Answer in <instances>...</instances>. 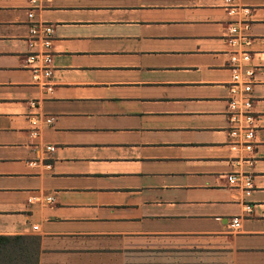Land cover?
<instances>
[{"label": "crops", "instance_id": "0c3cea01", "mask_svg": "<svg viewBox=\"0 0 264 264\" xmlns=\"http://www.w3.org/2000/svg\"><path fill=\"white\" fill-rule=\"evenodd\" d=\"M0 236L38 264H264V0H0Z\"/></svg>", "mask_w": 264, "mask_h": 264}, {"label": "built area", "instance_id": "2783aa9c", "mask_svg": "<svg viewBox=\"0 0 264 264\" xmlns=\"http://www.w3.org/2000/svg\"><path fill=\"white\" fill-rule=\"evenodd\" d=\"M28 17L31 19L33 18V13H29ZM232 33H237V29L233 27L231 29ZM30 32L32 37H38L39 35H43L45 47H49V40L52 35V28L45 24L40 23H33ZM245 38V36H242ZM246 42L245 44H247ZM234 45V40L232 41ZM250 60V56L247 51L242 52H232L230 57L231 63L234 65V73L232 76V86L233 92H237V99L232 98L229 103L230 114H231V121L234 123L235 130H243L245 133V138L247 140H251L253 138V112H252V98L250 97L249 93L251 91L250 81L249 78L253 75V71L251 69H244L242 67H246ZM51 62V57L48 53L45 54V63L48 65ZM50 74V70L47 71L46 75ZM52 118L48 120V122H52ZM248 148H251V143L248 142ZM53 150V147L49 148ZM230 182H236L238 180L237 176H230ZM245 185L247 189H250L252 184L249 178L246 179ZM49 200V199H48ZM250 209L249 207H247ZM240 226L239 219H234L232 223V227L237 229Z\"/></svg>", "mask_w": 264, "mask_h": 264}, {"label": "trees", "instance_id": "16d2710c", "mask_svg": "<svg viewBox=\"0 0 264 264\" xmlns=\"http://www.w3.org/2000/svg\"><path fill=\"white\" fill-rule=\"evenodd\" d=\"M39 240L32 236H0V264H38Z\"/></svg>", "mask_w": 264, "mask_h": 264}, {"label": "rangeland", "instance_id": "374dc122", "mask_svg": "<svg viewBox=\"0 0 264 264\" xmlns=\"http://www.w3.org/2000/svg\"><path fill=\"white\" fill-rule=\"evenodd\" d=\"M51 119V118H50ZM47 122H48V120H47Z\"/></svg>", "mask_w": 264, "mask_h": 264}]
</instances>
